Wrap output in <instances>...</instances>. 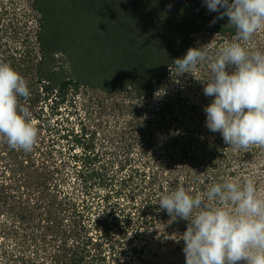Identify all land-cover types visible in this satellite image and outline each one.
Returning a JSON list of instances; mask_svg holds the SVG:
<instances>
[{"label":"trees","instance_id":"16d2710c","mask_svg":"<svg viewBox=\"0 0 264 264\" xmlns=\"http://www.w3.org/2000/svg\"><path fill=\"white\" fill-rule=\"evenodd\" d=\"M3 14L0 62L28 82L39 134L30 152L0 140V264H185L188 222L159 196L248 176L264 191V148L206 127L208 63L176 74L195 35H215L210 57L235 40L204 0H0ZM245 46L264 51V31Z\"/></svg>","mask_w":264,"mask_h":264},{"label":"clouds","instance_id":"9594fccd","mask_svg":"<svg viewBox=\"0 0 264 264\" xmlns=\"http://www.w3.org/2000/svg\"><path fill=\"white\" fill-rule=\"evenodd\" d=\"M213 19H224L235 40L216 49L189 47L173 63L176 74L191 73L207 62L209 74L203 94L212 97L204 106L205 124L228 146L264 148V51L245 45L264 31V0H204ZM159 93L158 95H160ZM26 79L10 64L0 62V140L11 149L30 152L38 128L29 108ZM155 203L171 220L187 221L183 240L185 264H264V191L253 176L228 178L211 184L201 195L184 187L159 196Z\"/></svg>","mask_w":264,"mask_h":264},{"label":"rangeland","instance_id":"374dc122","mask_svg":"<svg viewBox=\"0 0 264 264\" xmlns=\"http://www.w3.org/2000/svg\"><path fill=\"white\" fill-rule=\"evenodd\" d=\"M7 23H8V16L3 14L1 16V18H0V29H2V31H3L2 34H5V35L10 33V29H9V26H8ZM195 39H196L199 47L204 46L206 49L213 48V47H215L217 45L216 44L217 43L216 37H215V35H212V34L200 33V34L195 35ZM222 45H223L222 43H219L218 47H220ZM94 97H96L97 100H100V99L104 100L106 103L110 102V101H115V100L116 101H121V98H106L104 96H101L100 94H96V93L88 92V91L87 92L83 91L82 94H80V98L77 99V101H81L82 98H84L85 100H87L88 98H93L94 99ZM69 111H70V108L68 109L65 105L62 106V110L60 111L61 115L58 116L60 121H62L63 118H66L68 116ZM60 117H62V118H60ZM69 118H70V121L76 122L74 115H73V117L69 116ZM32 119L36 122V126L38 128L39 127V123L37 122L36 119H34V117H32Z\"/></svg>","mask_w":264,"mask_h":264}]
</instances>
